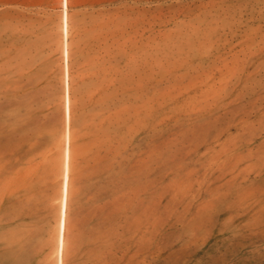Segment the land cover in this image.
Segmentation results:
<instances>
[{
    "label": "rangeland",
    "instance_id": "rangeland-1",
    "mask_svg": "<svg viewBox=\"0 0 264 264\" xmlns=\"http://www.w3.org/2000/svg\"><path fill=\"white\" fill-rule=\"evenodd\" d=\"M0 0V264H264V0ZM68 122V123H67ZM68 125V129H67Z\"/></svg>",
    "mask_w": 264,
    "mask_h": 264
},
{
    "label": "bare ground",
    "instance_id": "bare-ground-1",
    "mask_svg": "<svg viewBox=\"0 0 264 264\" xmlns=\"http://www.w3.org/2000/svg\"><path fill=\"white\" fill-rule=\"evenodd\" d=\"M68 12H67V0H63V17H62V33H63V41H64V48H63V58L65 63V84L67 87L66 93V101H65V110L66 115L69 117V104H70V97H69V74H68V58H69V51H68ZM68 123V122H67ZM67 125V129H68ZM66 146H65V164H64V183H63V198H62V213H61V224H60V236H59V264L62 263V254L64 248V226H65V218H66V205H67V192H68V180H69V158L70 152L68 147V140H69V130L66 131Z\"/></svg>",
    "mask_w": 264,
    "mask_h": 264
}]
</instances>
